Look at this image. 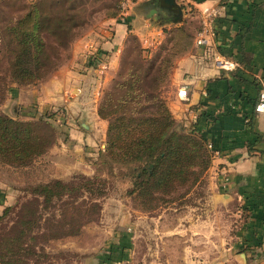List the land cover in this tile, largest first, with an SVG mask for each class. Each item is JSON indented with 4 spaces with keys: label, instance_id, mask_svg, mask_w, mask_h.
<instances>
[{
    "label": "rangeland",
    "instance_id": "obj_1",
    "mask_svg": "<svg viewBox=\"0 0 264 264\" xmlns=\"http://www.w3.org/2000/svg\"><path fill=\"white\" fill-rule=\"evenodd\" d=\"M38 2H42L47 16L48 31L40 33V37L45 50L41 59L45 61L47 57L45 68L48 71L30 83L18 84L10 78L9 57L3 47L9 27ZM186 13L179 22L163 24L157 31L162 19L148 20L149 16L145 17L142 8L139 12L122 15L118 11V0H0V113L31 122L42 119L54 133V145L28 165L15 167L0 163V233H6L14 225L20 205L35 196L32 190L37 185L53 178L68 181L73 176H83L92 180L97 178L102 188L101 195L94 192L88 196L84 191L74 198L73 203L77 206L81 201L95 204L86 215L80 207L82 211L73 216L74 226H65L56 237L46 241L38 237L40 231L36 230L34 254L24 259L25 264H87L94 256V250L104 241L106 231L114 229V215L153 213L172 202L173 206L177 205L180 199L195 194V190L194 194L190 192L196 183H203L199 178L191 186H177L163 194L164 201L151 209L140 206L135 194L128 193L132 185L127 169L114 166L102 156L107 120L97 114L104 92L111 93L114 83L127 79L134 68L139 75L148 73L143 77L145 83L140 85L143 89L149 77H157L155 94L164 102L174 121L182 125L174 118L169 103L176 94V61L194 44L199 28L197 11L190 7ZM59 19L62 20L60 25ZM115 22L121 23L123 30L116 47L118 60L114 66V62L103 63L109 51L99 45L106 41L111 45L116 33ZM62 66L64 71L61 73L58 69ZM95 68L100 71L94 73ZM71 73L75 74L71 76ZM75 85L82 91L78 92ZM65 91L70 93L64 97ZM90 118L95 120L93 128L80 125L79 122L85 123ZM182 126L190 128V125ZM88 131L93 134H87ZM82 135L87 139L91 136V140H80ZM74 147H78V153L70 151ZM72 172L77 173L67 177ZM70 199L64 196L61 201L52 200L54 207L43 211L38 206L37 212L42 216L52 212L54 218H58V204Z\"/></svg>",
    "mask_w": 264,
    "mask_h": 264
},
{
    "label": "crops",
    "instance_id": "obj_2",
    "mask_svg": "<svg viewBox=\"0 0 264 264\" xmlns=\"http://www.w3.org/2000/svg\"><path fill=\"white\" fill-rule=\"evenodd\" d=\"M176 3L182 18L190 7L197 11L203 5L224 6L214 21L212 48L235 67L215 68L210 56L192 43L174 70L176 92L184 88L186 97L175 94L169 103L176 120L202 133L212 152L210 164L201 177L203 183H196L190 192L195 194L177 205L172 202L153 213L114 215V229L106 231L87 264H254L264 258V112L253 110L264 84V0ZM153 7L138 1L130 12L142 8L147 17ZM155 8L160 17L163 12ZM167 23L162 19L156 30ZM114 26L111 45L109 41L98 45L109 51L103 63L115 66L123 29L121 23ZM58 71L62 73L63 66ZM86 124L93 128L95 120ZM83 136L80 140H91ZM70 151L78 153V147Z\"/></svg>",
    "mask_w": 264,
    "mask_h": 264
},
{
    "label": "trees",
    "instance_id": "obj_3",
    "mask_svg": "<svg viewBox=\"0 0 264 264\" xmlns=\"http://www.w3.org/2000/svg\"><path fill=\"white\" fill-rule=\"evenodd\" d=\"M41 3L33 5L7 32L3 48L9 57L10 78L18 84L30 83L48 71L47 57L41 59L45 50L40 33L48 31ZM60 22L57 20L58 25ZM144 75L148 73L139 75L132 68L127 79L115 82L111 93L104 92L97 114L107 120L102 156L114 166L127 169L132 185L128 193L135 194L140 206L151 209L164 201L163 194L196 183L208 168L212 152L192 124L185 129L174 121L154 92L157 77H149L145 89L140 87L145 83ZM53 141V129L44 120H18L0 113V163L24 167ZM97 181L73 176L68 181L51 179L37 185L32 190L35 196L20 205L14 225L0 233V264H25L24 259L34 254L36 230L40 231L38 237L46 241L65 226H74L73 216L81 208L85 215L91 212L94 202L81 201L78 206L73 202L84 191L88 196L94 192L101 195ZM64 196L71 199L58 204V218L52 212L46 216L37 212L38 206L44 211L54 207L52 200L61 201Z\"/></svg>",
    "mask_w": 264,
    "mask_h": 264
},
{
    "label": "built area",
    "instance_id": "obj_4",
    "mask_svg": "<svg viewBox=\"0 0 264 264\" xmlns=\"http://www.w3.org/2000/svg\"><path fill=\"white\" fill-rule=\"evenodd\" d=\"M143 0H119L118 11L122 15L128 14L133 5ZM224 6L221 4H209L203 5L197 10L199 18V28L195 34L194 45L201 47L204 52L210 56L213 66L220 70H231L235 67L233 62L223 57L218 51L212 48V39L214 37V21L223 12ZM177 97L183 99L186 97V91L184 88H180L176 92ZM253 110L256 113L264 112V84L261 83L258 90L256 101L253 106ZM207 148L210 149V145L207 144ZM254 264H264V258L257 259Z\"/></svg>",
    "mask_w": 264,
    "mask_h": 264
},
{
    "label": "water",
    "instance_id": "obj_5",
    "mask_svg": "<svg viewBox=\"0 0 264 264\" xmlns=\"http://www.w3.org/2000/svg\"><path fill=\"white\" fill-rule=\"evenodd\" d=\"M141 4L153 5L154 7L149 10L147 16L151 17L153 20L159 18L157 10L158 7L166 14L163 19L168 23L179 22L182 18L181 6L176 3V0H143ZM82 127L88 126L86 122H79ZM89 127V126H88Z\"/></svg>",
    "mask_w": 264,
    "mask_h": 264
},
{
    "label": "flooded vegetation",
    "instance_id": "obj_6",
    "mask_svg": "<svg viewBox=\"0 0 264 264\" xmlns=\"http://www.w3.org/2000/svg\"><path fill=\"white\" fill-rule=\"evenodd\" d=\"M161 11H162V10H161ZM162 12H163V11H162ZM164 15H165V14H164V12H163V14L160 15L159 19H163Z\"/></svg>",
    "mask_w": 264,
    "mask_h": 264
}]
</instances>
